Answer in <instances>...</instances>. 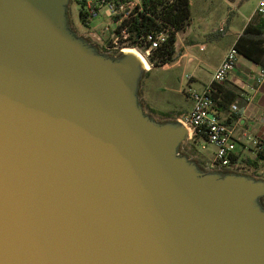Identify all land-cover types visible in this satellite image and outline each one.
<instances>
[{"label":"water","instance_id":"95a60500","mask_svg":"<svg viewBox=\"0 0 264 264\" xmlns=\"http://www.w3.org/2000/svg\"><path fill=\"white\" fill-rule=\"evenodd\" d=\"M71 1L0 0V264H264V179L182 154Z\"/></svg>","mask_w":264,"mask_h":264},{"label":"built area","instance_id":"2783aa9c","mask_svg":"<svg viewBox=\"0 0 264 264\" xmlns=\"http://www.w3.org/2000/svg\"><path fill=\"white\" fill-rule=\"evenodd\" d=\"M143 11L142 0H87L85 5V16L89 38L96 42V46L101 52L111 56H119L127 50H137L152 67L150 62L153 52L165 43L170 33L171 27L164 28L161 32L152 33L145 39L141 37L136 41V32H132V21ZM258 13H264V0L259 4ZM103 15L109 20L107 27L95 24L97 17ZM106 32L111 33V39L104 38ZM213 33L222 34L225 27L214 29ZM181 32L177 33L176 50L182 39ZM136 41V43H134ZM95 45V44H94ZM239 52L233 45L225 58L214 71L211 84L207 85L203 91H193L188 94L193 102L190 112L183 114L179 121L188 129L189 137L183 145H194L198 138L201 150H207L209 146L214 148L211 161L206 165V170L236 172L246 174L252 172L247 166L238 161V145L240 138L236 135V126L226 123L214 110V102L211 92L214 85H224L230 74L236 71ZM148 71V70H147ZM191 79V76H187ZM258 84H264V71L259 76ZM234 112L238 111L237 106H232ZM250 145L258 156L264 150V142L260 139H250ZM182 145V146H183ZM250 175V174H249ZM253 176V175H252ZM255 177V176H254Z\"/></svg>","mask_w":264,"mask_h":264},{"label":"rangeland","instance_id":"374dc122","mask_svg":"<svg viewBox=\"0 0 264 264\" xmlns=\"http://www.w3.org/2000/svg\"><path fill=\"white\" fill-rule=\"evenodd\" d=\"M236 3L238 0H228ZM235 5H229L227 0H191V20L189 25L193 29V38L198 43L191 44L188 49L193 56L196 55L201 61L194 64H187L186 59L175 58L171 63L153 70L145 72L140 85L139 99L145 112L158 122L177 121L183 114H187V108L192 105L188 96V91L192 88L200 90L202 85L195 84L187 79V76L196 74L198 79L202 78V83L209 82L212 72L211 66L215 64L224 52L225 46L236 37L237 27L231 25L226 34L213 33L217 35L209 40L211 31L215 28L219 30L223 18H228L229 14L236 11ZM231 10V11H230ZM81 6L76 1H71L69 6V18L72 29L80 37H84L92 44L96 42L89 38L87 28L83 25L80 17ZM236 13V12H235ZM233 15V14H232ZM231 16V15H230ZM240 16L233 15L232 19L238 20ZM109 20L103 15L97 17L95 24L99 23L107 27ZM187 29V27H186ZM185 29V30H186ZM184 32V31H183ZM181 32L180 38L186 44L185 38ZM104 38L111 39V33L106 32ZM180 46L181 42H180ZM182 48L179 47L178 53L181 55ZM195 70H197L195 72ZM195 91V90H193ZM214 148L209 146L207 150H201L199 145H183L181 152L190 159L196 161L202 168L212 159ZM208 166V165H207ZM247 166V165H246ZM250 167V166H248ZM256 178L263 179L264 174L259 172H249Z\"/></svg>","mask_w":264,"mask_h":264},{"label":"crops","instance_id":"0c3cea01","mask_svg":"<svg viewBox=\"0 0 264 264\" xmlns=\"http://www.w3.org/2000/svg\"><path fill=\"white\" fill-rule=\"evenodd\" d=\"M261 1L262 0H248L242 5H239L240 0H238L236 3H231L227 0L229 5L234 4L236 6V13L232 12L231 14H229L228 18L222 19L220 26L225 24V32L222 33V35L226 34L229 31L231 25L238 28V33H236V37H234V39L225 46L224 52L221 54L218 61L210 67L212 75L209 82L202 83V78L198 79L196 77V74L190 75V81L193 82L194 85L198 83L202 85V88L200 90H193L203 91V89H205L207 85L211 84L214 71L219 67L230 48L236 44L237 39L242 34L247 25L254 19H264V13H258L259 4ZM232 14H237L238 16H240V18L238 20H234L232 19ZM212 31L210 36L205 35L209 40L217 37V35L213 34ZM193 33V29L190 25H188L187 29L183 32V37H186V44H184L183 42H181L182 46H180L179 44V47L182 48L183 52L180 55L178 53V47L175 57L179 59H186V63L189 65L194 64L197 61L201 63L196 55L192 56L189 53L188 47L191 44L198 43V40H192L194 35ZM196 71L197 70H195V72ZM262 71H264V68H262L260 65L248 60L242 55H239L236 65V71L229 75L228 80L224 85H220L225 88V90L232 91L236 96L235 101L228 110H224L219 107L217 113H219L220 117L226 123L231 124L232 126H236V135L238 138H240L237 155L238 161L244 166L247 165V167L250 166L249 162L257 160L258 157L255 153V150L249 143L250 139L256 138L264 142V84L259 85L257 80ZM187 97H189L192 104L187 108V111H191L193 102L189 94ZM234 105L238 107L237 112H234L232 110V106ZM249 168H251L250 170L252 172L256 171L264 174V165L259 169L252 166H250Z\"/></svg>","mask_w":264,"mask_h":264},{"label":"trees","instance_id":"16d2710c","mask_svg":"<svg viewBox=\"0 0 264 264\" xmlns=\"http://www.w3.org/2000/svg\"><path fill=\"white\" fill-rule=\"evenodd\" d=\"M81 6L80 17L83 25H87L85 5L87 0H73ZM248 0H240L242 5ZM143 11L131 22L132 32H136V41L152 33L161 32L164 28L171 27L172 32L168 40L153 52L150 62L154 68L163 67L171 63L176 57L177 33L185 31L191 20L190 0H142ZM260 14V13H259ZM136 41L134 43H136ZM239 55L264 68V19H254L247 25L235 44ZM235 94L225 90L220 85H214L211 98L214 102V110L219 107L228 110L235 101ZM219 114V113H218ZM201 139L198 138L196 146ZM195 145V144H194ZM249 165L257 169L264 165V150L259 153L257 160L249 162ZM264 204V199H263Z\"/></svg>","mask_w":264,"mask_h":264},{"label":"bare ground","instance_id":"6f19581e","mask_svg":"<svg viewBox=\"0 0 264 264\" xmlns=\"http://www.w3.org/2000/svg\"><path fill=\"white\" fill-rule=\"evenodd\" d=\"M127 52L133 53L136 56H138L143 61L146 70H152L151 65L149 64V62L145 59V57L140 52H138L137 50H133V49L127 50Z\"/></svg>","mask_w":264,"mask_h":264}]
</instances>
